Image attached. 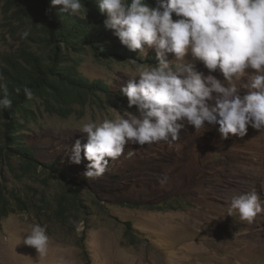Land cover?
Returning <instances> with one entry per match:
<instances>
[{
    "label": "rangeland",
    "instance_id": "obj_1",
    "mask_svg": "<svg viewBox=\"0 0 264 264\" xmlns=\"http://www.w3.org/2000/svg\"><path fill=\"white\" fill-rule=\"evenodd\" d=\"M80 15L105 17L98 6ZM45 19L35 0H0V64L5 54L22 47L45 55L47 48L39 38ZM24 31L29 34L22 38ZM62 56L90 80L106 81L115 97L74 105L67 117L48 113L39 99L26 104L19 133L41 163L31 160L37 166L33 170L24 168L20 158L0 156V182L31 203L23 212L0 216V264H264V212L252 224L227 215L234 194L254 190L264 206V130L249 126L243 138L230 134L222 140L218 125L205 122L204 130H195L185 124L171 144L126 145L102 177L89 179L83 152L80 164L70 162L75 139L85 135L80 126L127 118L125 112L138 115L120 90L157 60L152 49L142 58L153 61L139 63L98 58L91 49ZM167 60L173 61L174 55L169 53ZM184 63L209 74L190 51ZM247 71L231 82L241 95L249 90L254 70ZM212 74L223 82L219 70ZM1 129L0 121L2 137ZM60 160L64 162L57 166L75 177L69 186L43 165L56 166ZM80 220L85 222L83 231L73 223ZM37 223L46 227L49 237L43 256L23 243ZM129 225L139 241L125 233Z\"/></svg>",
    "mask_w": 264,
    "mask_h": 264
},
{
    "label": "clouds",
    "instance_id": "obj_2",
    "mask_svg": "<svg viewBox=\"0 0 264 264\" xmlns=\"http://www.w3.org/2000/svg\"><path fill=\"white\" fill-rule=\"evenodd\" d=\"M50 3L70 16L86 12L82 0ZM98 8L106 17L104 27L113 30L121 45L139 50L142 57L152 49L157 63L130 77L120 90L138 115L125 112L127 118L88 121L80 126L85 135L75 139L70 162L80 164L83 152V159L89 162L84 173L87 178L102 177L126 145L171 144L179 139L185 124L195 130H204L205 122L218 125L222 140L230 134L243 138L249 126L264 130V0H157L156 6L146 0H98ZM28 34L24 31L22 38ZM189 51L203 63L208 75L184 63ZM169 53L174 55L173 61L167 60ZM217 70L223 82L212 74ZM247 70L254 71L249 90L241 95L231 82L245 76ZM0 89V111L8 110L12 101L7 85L0 83ZM20 91L15 89L17 94ZM23 93L32 99L31 89L25 87ZM262 212L264 206L253 190L234 194L227 215L252 224ZM73 223L77 231L84 230V220ZM23 243L46 255V227L32 225Z\"/></svg>",
    "mask_w": 264,
    "mask_h": 264
},
{
    "label": "trees",
    "instance_id": "obj_3",
    "mask_svg": "<svg viewBox=\"0 0 264 264\" xmlns=\"http://www.w3.org/2000/svg\"><path fill=\"white\" fill-rule=\"evenodd\" d=\"M35 1L46 18L39 34L40 41L47 48L46 54L22 47L17 52L5 54L4 63L0 64V77L3 78L0 83L7 85L8 98L12 101L10 109L0 111L2 125L0 156L5 154L8 158H20L24 162V168L33 170L37 166L31 160L40 161L35 159L34 148L19 133L22 130L19 117L24 110H28L26 104L33 99H39L48 113L67 117L73 113L74 105L85 106L94 98L102 101L115 97V92L106 81L103 79L90 80L83 76L77 67L62 55L91 49L98 58L120 62L136 61L139 63L143 60L150 62L154 59H143L137 55L136 51H130L126 46L117 43L113 30L104 27L105 17L103 16L93 18L81 15L70 16L60 12V6L51 5L50 0ZM82 2L85 9L98 6V0H82ZM146 3L156 6L157 0H146ZM25 87L32 90V99L25 97L23 93ZM16 88L21 89L19 94L15 92ZM2 96L3 90L0 89V97ZM63 162V160L56 162V166L53 165L55 162H47L43 165L59 173L63 178V185L69 186L70 179H75V177L69 175L66 168L61 169L57 166ZM69 188L76 195L75 187L70 185ZM30 205L31 203L16 191L8 190L0 182V216H7L18 211L23 212ZM59 205L61 210H64L61 199H59ZM125 233L134 242L139 241L130 225L125 229Z\"/></svg>",
    "mask_w": 264,
    "mask_h": 264
}]
</instances>
